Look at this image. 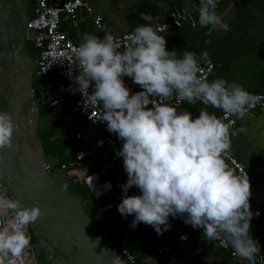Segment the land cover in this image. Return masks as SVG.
<instances>
[{
    "label": "clouds",
    "instance_id": "9594fccd",
    "mask_svg": "<svg viewBox=\"0 0 264 264\" xmlns=\"http://www.w3.org/2000/svg\"><path fill=\"white\" fill-rule=\"evenodd\" d=\"M216 7L217 0H200L199 25L230 31ZM161 31L137 25L122 51L108 32L103 38L84 33L67 72L76 86L72 92H80L85 103L98 107L97 120L122 141L116 156L123 159L127 181L118 211L124 218L134 215L131 228L144 223L158 235L171 228L169 216L179 217L202 229L205 240L222 241L234 256L257 264L259 240L249 233L254 215L260 213L251 209L248 174L237 173L228 163L236 132L225 123L228 117L244 118L256 97L235 81L209 82L200 75L197 53L184 50L178 58L175 49H166ZM199 59L210 62L207 50ZM123 77L142 90L131 93ZM198 101L203 107L195 118L187 109L178 111L183 102L194 106ZM209 107L224 116L209 113ZM15 130L13 114L0 111V149L13 146ZM133 186L139 195H128ZM104 188L111 190L110 182ZM45 213L40 206H25L0 191V264H24L22 253L31 241L28 227ZM112 264L124 261L115 255Z\"/></svg>",
    "mask_w": 264,
    "mask_h": 264
},
{
    "label": "crops",
    "instance_id": "0c3cea01",
    "mask_svg": "<svg viewBox=\"0 0 264 264\" xmlns=\"http://www.w3.org/2000/svg\"><path fill=\"white\" fill-rule=\"evenodd\" d=\"M93 14L102 18L100 30L94 29L89 16L83 11L76 12L73 21H61L59 29L74 43L80 44L83 34L89 33L103 38L105 32L117 36L134 30L137 25L154 24L166 20L169 12L186 4L200 0H85ZM218 16L230 26V31H223L211 25L201 27L198 23L199 16H193L196 21L194 29L186 25L171 30L161 35L167 41L166 49L177 51V57H182L183 51L197 53L203 50L209 53L210 62L214 70L207 78L210 82L223 78L229 83L235 81L241 84L251 94H264V0H223L215 10ZM143 14V15H142ZM190 43V44H189ZM131 93L141 91L139 85L134 84L129 77H123ZM67 105V104H66ZM65 107V106H64ZM64 107L58 108L49 114L53 127L60 125L64 130L72 132L76 147L72 154L80 148H88L92 140L100 137L101 133L85 123L79 117L71 120L69 124H61ZM102 107V105H101ZM201 102L189 105L183 102L181 110L187 109L193 117L199 115ZM209 113L216 116L222 112L220 109L208 108ZM232 136L231 155L238 160L251 177L253 186L250 198L253 213L259 216L251 221L250 235L259 240L261 253L264 242V110L248 114L235 128ZM75 134H81L80 139H75ZM61 138L65 143L64 135L55 130L51 140ZM72 156V155H71ZM99 164L95 157L85 160V165L94 170ZM116 167L109 172L111 179H123L126 172L119 160ZM119 170V171H118ZM135 187V195H139ZM171 228L158 235L155 229L140 223L132 232L133 244H130L135 264H147L156 261L163 264L159 256L154 253V245L159 241L167 243L165 256L172 258L175 264H244L238 258H230L224 252L215 248L212 242L203 238L202 229H194L186 225L183 219L169 216ZM187 239L182 240L181 236Z\"/></svg>",
    "mask_w": 264,
    "mask_h": 264
},
{
    "label": "water",
    "instance_id": "95a60500",
    "mask_svg": "<svg viewBox=\"0 0 264 264\" xmlns=\"http://www.w3.org/2000/svg\"><path fill=\"white\" fill-rule=\"evenodd\" d=\"M29 3L0 0V111L11 112L16 124L13 146L0 149V189L25 206L46 209L28 227L34 264H112L120 254L106 221L84 187L59 169L72 158L60 162L52 147L43 146L47 139L40 132L52 122L40 114L33 92L38 79L26 33Z\"/></svg>",
    "mask_w": 264,
    "mask_h": 264
},
{
    "label": "built area",
    "instance_id": "2783aa9c",
    "mask_svg": "<svg viewBox=\"0 0 264 264\" xmlns=\"http://www.w3.org/2000/svg\"><path fill=\"white\" fill-rule=\"evenodd\" d=\"M222 1L217 0L216 9ZM30 3L32 7L26 33L31 34L29 40L34 50V71L38 79L37 82L41 87L37 93V108L41 107L44 112H48L46 116H49L53 109L65 105L61 124H69L72 119L79 117L101 133L100 137L92 140L88 148L76 150L70 157L72 161L60 164L59 169H67V176L75 178L84 187L89 198L95 203L98 212L108 216L111 211L118 208L117 206L121 202L123 195L122 186L126 183L120 179H111L109 177V172L115 169L117 160L123 165L122 157L116 156V151L122 147V141L117 138L116 134L107 131L105 122L97 120L101 115V110L98 107L85 103L80 92H72V88L76 86L69 79L67 72L74 59V49L79 44H74L59 29L60 22L62 20L73 21L78 10H83L89 16V20L96 30H100L102 18L97 14H93L85 0H30ZM199 7L200 1L186 4L169 12L166 20L163 22L149 25L156 29H163L159 34L178 29L183 25L192 30L195 28L193 27L192 17L199 16ZM132 32L133 30L114 36L121 43V51L124 46L130 43L127 37ZM199 64L202 70L200 75L208 78L214 70V65L211 62L206 63L203 60L199 61ZM89 92L91 93V88ZM253 95L256 97V101L248 109L246 116L251 112L264 110V94ZM181 105L178 111L181 110ZM223 116V112L217 115V117ZM244 118L228 117L225 123H228L230 129H233ZM81 137V134L74 135L75 139H80ZM99 141H103V143L100 144L98 143ZM91 157H95L99 161L98 166L94 170L89 169L85 165V160ZM228 163L237 170V173L244 172L248 174L252 191L251 177L244 166L232 155ZM44 169L49 171L48 166H44ZM109 182L111 190H105L104 186ZM97 192H102L103 194L97 195ZM128 195H130L129 191ZM133 219L134 215H129L127 218L121 215L119 232L114 237L115 244L119 249V254L124 264H135V258L129 242L132 233L130 224ZM212 243L216 249L224 252L230 258H238L242 261L239 257L234 256L233 249L230 246L225 247L222 241ZM166 247V242L159 241L154 245V253L160 257L163 264H175L174 259L165 256ZM262 248V253L256 258L257 264H260L261 260H264V242L262 243ZM22 259L24 260V264H34L31 251L28 247L22 253Z\"/></svg>",
    "mask_w": 264,
    "mask_h": 264
},
{
    "label": "rangeland",
    "instance_id": "374dc122",
    "mask_svg": "<svg viewBox=\"0 0 264 264\" xmlns=\"http://www.w3.org/2000/svg\"><path fill=\"white\" fill-rule=\"evenodd\" d=\"M31 7H32V5H31V3H29L28 4V12H29V14L31 12ZM32 53L34 55V50L33 49H32ZM40 89H41V87L39 86L38 82H36V84L33 85L34 94L37 95V93L39 92ZM64 106H62V107H64ZM59 108H61V107H59ZM38 110H39V112H40V114L42 116H45L48 113V112H44L41 109V107H38ZM54 110L55 109H53L52 112ZM56 110H58V108H56ZM51 122L53 123L52 119H51ZM55 130L59 131L61 136L64 135V138H65V143L64 144L61 143V138H59L58 140H55V141L51 140V137L54 134ZM42 133L45 136V138L47 139V141H45L44 145L46 146V148L52 147L51 149H53V151L60 158V162L66 161L67 159H69L71 157L72 151L76 147V141L72 137V132H68V131L64 130L63 127L60 125L59 127L51 126L48 129H43L40 132V134L42 135ZM100 215L102 216L103 221H106V219H105L106 216L104 214H101V213H100ZM105 226H106V228H108L109 233L114 236V232H113V230L111 228V225L108 222H106ZM28 235L31 237V241H33L34 240L33 235H32V233H31V231L29 229H28Z\"/></svg>",
    "mask_w": 264,
    "mask_h": 264
},
{
    "label": "trees",
    "instance_id": "16d2710c",
    "mask_svg": "<svg viewBox=\"0 0 264 264\" xmlns=\"http://www.w3.org/2000/svg\"><path fill=\"white\" fill-rule=\"evenodd\" d=\"M119 171V170H118ZM115 179V178H114ZM124 182L127 181V175L126 177L123 179ZM129 192H130V195H135V186H133L131 189H129ZM106 219V222H108L110 225H111V228L114 232V237L118 234L119 232V228H120V223H121V215L118 211V208L111 211L108 216L105 217ZM135 230V228H132V232ZM112 235V234H111ZM113 236V235H112ZM134 240V236H133V233H131V236H130V244L134 243L133 242ZM134 256V255H133ZM135 258V256H134Z\"/></svg>",
    "mask_w": 264,
    "mask_h": 264
},
{
    "label": "flooded vegetation",
    "instance_id": "af4514ba",
    "mask_svg": "<svg viewBox=\"0 0 264 264\" xmlns=\"http://www.w3.org/2000/svg\"><path fill=\"white\" fill-rule=\"evenodd\" d=\"M42 136H44L43 133H42ZM43 146L46 147L45 145H43Z\"/></svg>",
    "mask_w": 264,
    "mask_h": 264
}]
</instances>
